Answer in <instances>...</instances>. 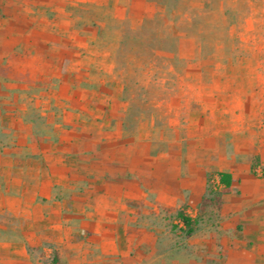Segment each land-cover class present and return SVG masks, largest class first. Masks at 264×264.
Listing matches in <instances>:
<instances>
[{"label":"crops","instance_id":"0c3cea01","mask_svg":"<svg viewBox=\"0 0 264 264\" xmlns=\"http://www.w3.org/2000/svg\"><path fill=\"white\" fill-rule=\"evenodd\" d=\"M15 1L0 27L24 15L38 35L0 53V264H264V122L244 115L223 133L217 116L208 134L194 108L189 135L210 143H156L153 114L129 127L125 104L95 103L57 34L70 27H54L59 0ZM181 207L191 235L172 230Z\"/></svg>","mask_w":264,"mask_h":264},{"label":"rangeland","instance_id":"374dc122","mask_svg":"<svg viewBox=\"0 0 264 264\" xmlns=\"http://www.w3.org/2000/svg\"><path fill=\"white\" fill-rule=\"evenodd\" d=\"M18 2L0 0V24ZM57 7L54 27H70L57 34L73 45L85 86L98 92L95 103L125 104L129 127L134 114H153L156 143L162 135L187 151L210 143L189 135L194 108L208 134L217 116L223 133L244 115L264 122V0H59ZM22 16L15 17L20 26L0 27L1 54L35 41ZM179 210L170 212L176 232Z\"/></svg>","mask_w":264,"mask_h":264},{"label":"trees","instance_id":"16d2710c","mask_svg":"<svg viewBox=\"0 0 264 264\" xmlns=\"http://www.w3.org/2000/svg\"><path fill=\"white\" fill-rule=\"evenodd\" d=\"M101 14L103 16H107L103 13H99L98 15L101 16ZM217 174L220 177V182L224 185V187L226 189H228L231 186L232 183V175L229 172H225V171H219L217 172ZM212 181V177L211 175L208 177V194L210 195V197H212V199H215V197H217L219 193H217L218 189L215 188V185L211 183ZM177 217L183 222V227H180V230L183 231L186 235H191L195 228H196V224H197V219L191 217L190 215H188L186 212H184L183 210H179L177 213Z\"/></svg>","mask_w":264,"mask_h":264}]
</instances>
